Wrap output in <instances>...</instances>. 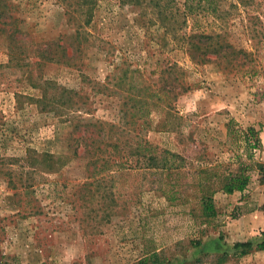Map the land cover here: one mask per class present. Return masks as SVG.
<instances>
[{"label":"rangeland","instance_id":"obj_1","mask_svg":"<svg viewBox=\"0 0 264 264\" xmlns=\"http://www.w3.org/2000/svg\"><path fill=\"white\" fill-rule=\"evenodd\" d=\"M191 1L201 2L204 11L197 9L202 13L174 34L186 0H161V9L151 0H10L20 27L35 42L64 38L74 45L80 38L71 36L81 20L90 18V24L76 57L79 67L48 63L38 69L27 61L11 62L7 41L0 37V152L5 161L0 169V263L142 264L157 250L169 259L166 264H191L205 254L224 253L228 258L222 264H264V250L257 248L264 241V174L256 172L244 200L238 192L217 193L219 216L201 236L199 190L192 186L194 177L185 174L192 165L181 178L165 173L161 188L152 170L114 168L100 176L99 190V184L84 187L86 161L70 158V135L79 138L83 130L73 128L79 117L121 126L126 95L102 85L129 67L144 70L151 91L164 86L162 75L174 65L173 76L190 86L178 93L173 113L158 102L150 125L136 127L153 147L172 150L188 162L201 159L204 166L231 164L228 170H236V156L247 154L240 130L252 127L264 149V0ZM192 32L217 35L248 55L234 67L228 60L197 64L182 48L183 35ZM64 90L80 95L71 110L63 103ZM231 120L235 131L228 133ZM125 135L120 162H125L123 155L132 156V136ZM175 179L180 186L173 192ZM87 189L95 193L85 203ZM198 237L202 246L192 248L191 240ZM246 242L253 247L242 255L234 245Z\"/></svg>","mask_w":264,"mask_h":264},{"label":"trees","instance_id":"obj_2","mask_svg":"<svg viewBox=\"0 0 264 264\" xmlns=\"http://www.w3.org/2000/svg\"><path fill=\"white\" fill-rule=\"evenodd\" d=\"M131 3L142 2L146 0H123ZM153 7L161 9V0H151ZM201 2H192L186 0L184 3V10L181 14V26L172 28V32L175 34L181 30L182 26L187 25V21L191 16L200 15L202 12L196 11L202 9L204 6ZM205 7L202 9L204 11ZM197 12V13H196ZM90 24V18L84 22H80L77 27L76 35H72V38L78 39V43L74 45H67L64 38L50 41L46 43H39L32 40V38L23 32L20 27V20L16 16L15 6L11 4L10 0H0V37L7 41V51L11 62H23L27 61L30 66H35L40 69L48 63H59L69 67H79L77 55L82 54L83 50V35H86L84 30ZM180 22L176 25H179ZM83 31V32H82ZM184 41L182 48L189 55L192 61L201 64L207 62H221V60H228L227 65L234 67L240 65V61L247 57L248 53L244 49H237L231 46L228 42L219 40V36L206 33L192 32L188 35H183ZM219 40V41H218ZM239 59H241L239 61ZM81 59H79L80 61ZM242 65V64H241ZM29 75L32 76V71L29 70ZM166 73V72H165ZM176 73V65L170 68V71L162 75L163 87L159 91H151V84L144 79V70L142 68H127L122 70L120 74H112L106 80V83L102 85L105 89H115L117 94L126 95L124 97L121 110L122 123L120 125H111L104 121H100L94 118L79 117V121L76 122L75 128L81 126L83 128L82 134L79 138L70 139L68 141V148L72 151L71 159H81L86 161V169L88 172L87 182L84 187L99 184L100 190L102 184L100 176L110 170L117 168L119 171H131L134 169H147L152 170L158 176L156 184L162 187L164 174L168 173L171 177H180L184 174V170H187V165H192L189 168V172L185 173L194 177L193 187L198 188V206L199 215L198 221L202 228L198 231V235L205 236L207 233V227L212 226L220 213V208L215 202V195L217 193H224L227 195H233L236 192L241 194V199L244 200L249 196L250 184L254 181L255 174H264V165L255 159L254 150L261 148V140L259 138V132L254 128L249 127L245 131H241L244 135L247 154H238L236 156V164L238 168L236 170H228L231 164L204 166L199 163V160H189L184 158L181 154L173 152L172 150H162L153 147L146 142L143 138V134H136V127H144L150 125V115L152 113V106L156 107L158 102H163L167 107L168 114L173 113L174 101L178 97V93H185L190 89L179 78L173 76ZM66 99L63 103L67 105V110H71L73 107V101L75 96H80L78 92L64 90L62 93ZM164 95V96H163ZM47 95L45 96V98ZM75 107V106H74ZM83 108L82 106H80ZM76 109V108H75ZM74 118V117H72ZM234 121L231 120L228 125V133H231L234 128ZM235 131V130H234ZM74 132V130H72ZM131 135L129 140L133 141V146L129 149L132 156L123 155L125 162L122 161L120 154L124 147L121 148V137ZM128 138V137H127ZM75 142L73 143V141ZM76 145V146H75ZM82 150V153H81ZM119 156V160H117ZM137 157V158H136ZM193 162L195 164H193ZM198 164H197V163ZM189 163V164H187ZM5 161L0 152V169L4 167ZM224 167L227 169L224 174H218L214 172L216 168ZM217 178V180H213ZM173 192L179 184L177 179L172 182ZM95 193V192H94ZM94 193L87 189L83 197V201L88 203L94 195ZM169 201H173L174 197L167 196ZM105 206H102L104 210ZM260 210L264 213V205ZM104 215V214H103ZM104 217H109L105 212ZM192 248H199L202 246L201 238H194L191 240ZM235 249H243L241 254H247L249 249H252V242L237 243L234 245ZM259 250H264V241L261 242L258 247ZM228 258V254L213 255L205 254L202 258L196 259L191 264H222ZM169 259L165 258L163 253L153 250L149 252L145 258L141 261L142 264H166ZM0 264H7L2 262Z\"/></svg>","mask_w":264,"mask_h":264},{"label":"built area","instance_id":"obj_3","mask_svg":"<svg viewBox=\"0 0 264 264\" xmlns=\"http://www.w3.org/2000/svg\"><path fill=\"white\" fill-rule=\"evenodd\" d=\"M255 159L264 164V149L254 150Z\"/></svg>","mask_w":264,"mask_h":264},{"label":"crops","instance_id":"obj_4","mask_svg":"<svg viewBox=\"0 0 264 264\" xmlns=\"http://www.w3.org/2000/svg\"><path fill=\"white\" fill-rule=\"evenodd\" d=\"M250 186H251V184H250ZM257 212H258V213H260V214L263 216V214H262V212H261V211L257 210Z\"/></svg>","mask_w":264,"mask_h":264}]
</instances>
